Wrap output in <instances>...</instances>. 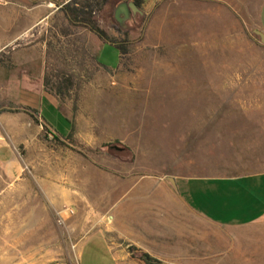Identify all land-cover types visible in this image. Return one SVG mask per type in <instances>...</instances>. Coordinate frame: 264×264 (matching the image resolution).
Returning a JSON list of instances; mask_svg holds the SVG:
<instances>
[{"label":"rangeland","instance_id":"1","mask_svg":"<svg viewBox=\"0 0 264 264\" xmlns=\"http://www.w3.org/2000/svg\"><path fill=\"white\" fill-rule=\"evenodd\" d=\"M115 7L105 4L94 22L108 36L116 37L112 25L127 32L130 52L117 67L114 49L98 52L101 43L69 27L57 9L12 44V55L0 54V66L10 69L0 72V116L22 162L20 180L0 182V264H113L100 234L130 264L139 255L128 247L160 264L117 238L118 215L148 211L151 224L169 189L166 158L180 160L185 147L193 161L228 152L230 121L264 114V46L244 36L167 57L141 44L144 16L117 24ZM233 81L253 87L231 89ZM47 102L69 121L68 139L43 122ZM104 144L129 154L101 152Z\"/></svg>","mask_w":264,"mask_h":264},{"label":"crops","instance_id":"2","mask_svg":"<svg viewBox=\"0 0 264 264\" xmlns=\"http://www.w3.org/2000/svg\"><path fill=\"white\" fill-rule=\"evenodd\" d=\"M67 1L0 0V54L10 51L12 55L16 40ZM137 2L138 17L146 18L141 44L160 48L167 57H189L194 55L189 50L244 36L258 44L264 41V0ZM2 71L10 69L0 66ZM12 80L19 82L17 77ZM252 85L250 81H233L229 88L248 89ZM46 110L41 112L43 122L55 134L66 135L69 121L49 102ZM5 119L0 116V182L10 186L20 180L22 162ZM184 127L182 124V130ZM228 129V152H214L212 157L193 161L185 147L180 160L166 158L165 168L171 170L167 178L172 179L175 189L169 187L168 192L160 193L163 209L153 212L157 219L150 224L148 211L134 210L132 216L123 212L117 218V238L144 250L160 264H264V114L258 118L246 113L236 116ZM187 130L181 135L188 136ZM214 136L220 137V133ZM24 219L19 220L16 230ZM99 238L113 264H130L124 250L114 254L101 234Z\"/></svg>","mask_w":264,"mask_h":264},{"label":"trees","instance_id":"3","mask_svg":"<svg viewBox=\"0 0 264 264\" xmlns=\"http://www.w3.org/2000/svg\"><path fill=\"white\" fill-rule=\"evenodd\" d=\"M137 1L140 0H132L135 7L138 9L140 4H138ZM107 3L112 4L110 0H68L58 7L57 11L62 15L63 21H65L69 27L82 28L94 36L102 45H107L114 49L117 54V65H120L123 56L130 52L131 42L128 40L127 32L112 25L111 30L115 33L116 37L108 36L94 22L95 14ZM117 5L118 4H116V6ZM93 60L97 66L103 68V66L97 62L96 57H93ZM65 88L66 87L63 88L61 85L56 87L57 96L60 95L62 93L61 90ZM59 136L63 139H68L69 134H59ZM108 149L119 152L120 154H129L128 149L125 147L119 148L108 144L99 147V150L105 153ZM128 250L139 255L136 259L139 264H156V261L148 257L145 253L139 252L132 247H128Z\"/></svg>","mask_w":264,"mask_h":264},{"label":"water","instance_id":"4","mask_svg":"<svg viewBox=\"0 0 264 264\" xmlns=\"http://www.w3.org/2000/svg\"><path fill=\"white\" fill-rule=\"evenodd\" d=\"M129 14L131 16L141 15V12L132 3L118 4L113 11V20L119 24L122 19H126ZM260 44L264 45V41L260 40ZM164 182L173 190L175 189L171 178H165Z\"/></svg>","mask_w":264,"mask_h":264},{"label":"built area","instance_id":"5","mask_svg":"<svg viewBox=\"0 0 264 264\" xmlns=\"http://www.w3.org/2000/svg\"><path fill=\"white\" fill-rule=\"evenodd\" d=\"M69 213H71L70 211H69ZM58 223H60V221H61V216H58Z\"/></svg>","mask_w":264,"mask_h":264}]
</instances>
